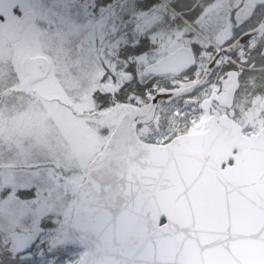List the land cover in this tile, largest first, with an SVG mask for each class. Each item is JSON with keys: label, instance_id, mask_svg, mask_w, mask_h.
I'll list each match as a JSON object with an SVG mask.
<instances>
[{"label": "snow or ice", "instance_id": "obj_1", "mask_svg": "<svg viewBox=\"0 0 264 264\" xmlns=\"http://www.w3.org/2000/svg\"><path fill=\"white\" fill-rule=\"evenodd\" d=\"M0 264H264V0H0Z\"/></svg>", "mask_w": 264, "mask_h": 264}, {"label": "water", "instance_id": "obj_2", "mask_svg": "<svg viewBox=\"0 0 264 264\" xmlns=\"http://www.w3.org/2000/svg\"><path fill=\"white\" fill-rule=\"evenodd\" d=\"M219 151H220V153H221V154H223V152H224V149H223V148H221V149H219Z\"/></svg>", "mask_w": 264, "mask_h": 264}]
</instances>
